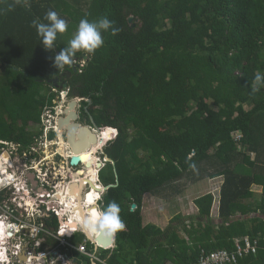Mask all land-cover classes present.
<instances>
[{
  "label": "trees",
  "instance_id": "1",
  "mask_svg": "<svg viewBox=\"0 0 264 264\" xmlns=\"http://www.w3.org/2000/svg\"><path fill=\"white\" fill-rule=\"evenodd\" d=\"M29 3L0 0V142L31 149L44 133L45 110L55 107L49 81L56 78L68 85L71 100H82L86 118L116 132L103 148L115 165L108 163L100 179L116 185L117 173L104 206L116 201L126 228L113 249L101 250V260L197 264L211 252H235L236 240L249 237L258 252L238 264H264V87L252 91L255 74H264V0ZM49 10L69 24L53 50L43 48L32 24ZM102 17L118 33H103L94 53L78 52L74 60L85 63L76 72L57 69L54 55L79 21ZM185 178H223L221 222L212 218L215 199L207 193L194 200L196 215H177L165 229L144 224L147 195H163ZM254 185L263 187L259 198ZM84 239L78 234L72 242Z\"/></svg>",
  "mask_w": 264,
  "mask_h": 264
},
{
  "label": "built area",
  "instance_id": "2",
  "mask_svg": "<svg viewBox=\"0 0 264 264\" xmlns=\"http://www.w3.org/2000/svg\"><path fill=\"white\" fill-rule=\"evenodd\" d=\"M62 93V100L55 101V107L47 108L42 117L46 138L52 133H59L52 120L57 121L60 115H64L65 106L61 103L66 102L68 92ZM53 112L57 115L54 116ZM0 153V255L8 258L7 262L0 258V264H59L61 261L73 264L72 255L62 252L60 246L78 251L92 259L94 264H104L97 250L90 252L86 243H69L68 238L79 232V228L72 229L71 235L61 232L63 224L71 222L70 218H66L68 214L76 221L79 219L78 213L67 211L68 203L65 200L67 198L69 202V192L76 180H62L61 170L49 164L43 165L42 159H35L31 165L26 163L23 167L19 166V158L25 153L20 145L1 141ZM28 154L26 151V157ZM53 166L56 167L55 164ZM30 175L35 178L37 186L29 179ZM84 184L88 186L86 182ZM56 221L62 226L55 228ZM48 240L58 242V245H48ZM236 246L233 253L223 250L206 254L197 264H238V260L244 256L257 254L259 243L245 237L236 240Z\"/></svg>",
  "mask_w": 264,
  "mask_h": 264
},
{
  "label": "clouds",
  "instance_id": "3",
  "mask_svg": "<svg viewBox=\"0 0 264 264\" xmlns=\"http://www.w3.org/2000/svg\"><path fill=\"white\" fill-rule=\"evenodd\" d=\"M16 2L17 3H23L25 6L30 7L29 0H16ZM32 24L35 27L38 36L41 38L42 44L44 45L43 48L46 50L55 49L58 35L64 34L68 30V27H69L68 21L66 19H64L63 17H61L60 14L54 10H49L45 14L43 21H41L39 19H34L32 21ZM109 30H111L112 35H116L119 31V29L114 27L113 22L111 20H109L107 17H102V18H99L96 20H89L87 18L81 19L79 21L77 27H76L74 35L68 41V45L66 47H63L59 51L58 54L54 55V58H53L54 66L57 69H60V68H64L65 66L72 65L76 54L78 52H81V51H84L87 53H94L97 49H99L103 46V44H104L103 33L107 32ZM83 62H84V60H83ZM81 67H83V66H81ZM253 83L255 85L252 88L253 92L259 91L261 87H264V74H262V73L255 74V76L253 78ZM60 97L61 96H58L56 101L59 99L61 100ZM73 100H79V99H73ZM73 100H71V101H73ZM23 152H25V150H23ZM106 158H107V156L105 157V160H104V164H105L104 166H103V163H101L99 161H98V164H101V166L99 168L96 167L98 164L95 163L96 166L93 165L94 167H96L95 169L97 172V174H96L97 184H95L96 187H93V184L91 182L89 183L88 181H86L90 177V176H87L86 174L81 176L83 181L81 179L76 180L74 178L75 176L73 177L76 180V182H74L72 186L78 185V184H80V186H84V188L82 190L83 193L80 194V196H82V198H87L92 192H94V188H98L96 190L100 189V192H99L100 195H98V198L94 201L92 206L87 205V203L84 206L85 207L84 209L87 212H88V210H90V207L92 208L94 206L97 207V210L92 212V214L87 213L84 220H83V223H82V218H81L80 212L77 211V208H76L77 204H75V206L73 205L71 208L67 207V211L73 210L74 213H78V216H79V219H77V221H76V219L73 218V216H71L69 214L66 217V218H70L72 223H75V225L77 227H75L74 229L79 228V232H76V234H74V236H76L78 234H84L85 235V239L83 240L82 243H80V244L73 243L72 239L74 236L72 238H68L69 243H72L74 245H81L83 243H86L87 247H88V244L91 243L94 247V251H96V248H95L96 245L95 244H97V243L95 241H96L97 234L102 235L107 239H114L117 233L125 230V228H126V224L121 217V206L116 201H111L106 206H104V194L108 190L106 191V189H104L107 186H105L100 179V174L104 169L103 170H100V169H102V167L105 168L107 166V164L110 163V162H107ZM82 165H83V163H81L77 167H81ZM19 166L23 167L24 165L22 163H19ZM84 166H85V164H84ZM82 172H83V170H82ZM29 179L31 180V182H32V179L36 182L35 178L31 175L29 176ZM82 182L83 183L86 182L88 184V186L85 187V184L83 185ZM32 183L34 186H37V183H34V182H32ZM71 191H72V187H71ZM69 193H70V199H71L73 194H71V192H69ZM78 196H79V194L76 197L77 199H78ZM70 199H69V201H70ZM77 202L79 203L78 200H77ZM102 202H103V205H102ZM54 224H60V223L56 221ZM80 230H82L83 232H81ZM49 241L51 242V244H48ZM92 241H93V243H92ZM48 242H47V244L51 245V246L58 245V242H54L53 240H48ZM1 246L2 245L0 244V247ZM111 249H113V248H111ZM60 250L62 252H67V253L69 252V254L72 255L73 264H80V261L83 260L82 257H87V256H84L83 254L79 253L76 250L70 249L68 246H66V247L60 246ZM100 250H103V249L101 247H98L97 253H98L99 258L101 259ZM107 250H109V249H107ZM0 258L6 259V262L8 260L6 255H0ZM77 258H79L78 262L75 261ZM61 264H72V263L71 262L67 263V261L66 262L61 261ZM95 264H99V262L95 263ZM104 264H105V262H104Z\"/></svg>",
  "mask_w": 264,
  "mask_h": 264
},
{
  "label": "flooded vegetation",
  "instance_id": "4",
  "mask_svg": "<svg viewBox=\"0 0 264 264\" xmlns=\"http://www.w3.org/2000/svg\"><path fill=\"white\" fill-rule=\"evenodd\" d=\"M78 60L81 61L80 63H79V61L77 62V64H79V68H81V66H82L81 63L83 62V58L78 59ZM79 68L76 67V70H75L73 67L75 72ZM52 85L54 86L53 91L55 93L58 94L59 92L60 93L68 92L67 96L69 97V90H67V91L62 90L63 87L67 84L62 82V80L60 78H59L57 84L52 83ZM68 97H67L66 105H65L64 110H63L64 112L68 108V105L71 103V99H69ZM78 101H79V103H78V107H77V112H78L79 118L75 123H79V124H81V126H87L90 129L95 131L94 125L93 124L91 125L92 119L89 120L88 118L85 117V114L83 112L84 107L82 104V100L79 99ZM53 114H54V116L57 115L56 112H53ZM61 116L62 115H60L58 118H60ZM66 116L67 115L64 114L62 117L65 118ZM50 119H52V118H50ZM52 121H54V123L57 125V128H58V124L56 123L58 120L57 121L52 120ZM58 132H59L58 135L55 134V137L53 139L50 137L46 138V136L43 133L40 137H38L35 140V144L28 151L29 154L27 155V157H26V150H25V153L19 158V163H22L23 165L26 163L28 165H31L35 159H37L38 161H41V159H42V161H44L43 165L51 164L52 168H56V169L61 170L60 177L62 180L66 179L67 181H70L71 178H73L75 176V174H78L80 171H82L83 168H85L84 170H86L87 168H86V164L84 162H81V163H83L82 167H72L71 166V160L73 157V153L70 152L71 149L69 148V145H68L67 131L60 132V130L58 128ZM99 137H101V135H99ZM104 137H105V133H104ZM45 141H47L48 143H45ZM64 144H65V146H64ZM103 147H104V142H103ZM47 149L54 150L53 155L54 154L57 155L55 162L51 163L52 160H51L50 155L47 154V152H48ZM54 152H57V153H54ZM105 157H106V155H99L98 156V160H99V162L103 163V166L105 165L104 164ZM53 164H55L56 167H54ZM84 164H85V166H84ZM103 169H105V168L102 167V169H100V170H103ZM81 175H84V173H82ZM96 179H97V176H96ZM96 183H97V181H96ZM75 190H76V187H75ZM95 192H97L96 189H94V192H92V193L94 194ZM94 198L95 197L88 196V200H91V205L93 203ZM77 200L79 201V199H77ZM95 208H96V206H95ZM93 210H94V207H92V212H94ZM59 264H61V263H59Z\"/></svg>",
  "mask_w": 264,
  "mask_h": 264
},
{
  "label": "water",
  "instance_id": "5",
  "mask_svg": "<svg viewBox=\"0 0 264 264\" xmlns=\"http://www.w3.org/2000/svg\"><path fill=\"white\" fill-rule=\"evenodd\" d=\"M134 17L129 18V22L133 23ZM59 53V52H58ZM74 69L76 70V67L79 68V64H77L76 60L73 61L72 65ZM70 75V74H69ZM59 78H56L54 80H50L49 83H54L57 84ZM63 91L68 90V86L65 85L62 89ZM78 100H73L71 103L68 105V108L65 110L64 114L67 115L65 118L61 117L58 119L57 124L60 132L67 131V138H68V145L69 148L71 149V153H73V157L71 160V166L77 167L81 164V160L79 158V155L83 152L90 151L92 147H94V144H96L99 141V135H101V138L104 140L110 141L111 139H108L107 137H104V133L107 135L112 136L114 130L112 128H106L104 132L96 125L94 120L92 119L95 131L90 129L87 126H81L79 123H75L79 116L77 112V107H78ZM62 130V131H61ZM107 162H110L111 164L115 165L113 160L109 159L108 157L106 158ZM98 166H101V164H98ZM87 169L93 168V165H86ZM83 172L80 171L79 174L82 176ZM116 173V170H115ZM77 176V175H76ZM117 177V184H118V176L116 173ZM32 182L36 183L33 179ZM90 182V181H89ZM116 185H109L105 187L104 189L109 190L111 188H114L117 186ZM77 185L72 186V191L71 194H73L74 187ZM97 189V188H96ZM103 205V202H102ZM136 208V205H132V210ZM97 244H95L96 250L98 247H101L103 250L111 249L114 248L115 242H116V236L114 239H107L102 235L97 234L96 236V241ZM75 261H79V258H77Z\"/></svg>",
  "mask_w": 264,
  "mask_h": 264
},
{
  "label": "rangeland",
  "instance_id": "6",
  "mask_svg": "<svg viewBox=\"0 0 264 264\" xmlns=\"http://www.w3.org/2000/svg\"><path fill=\"white\" fill-rule=\"evenodd\" d=\"M84 52V51H81ZM85 58H87V55H85ZM77 62L79 60H76ZM81 61H79L80 63ZM84 62L81 63V65L83 66ZM62 94L63 93H58V96H61V100H62ZM60 100V99H59ZM67 101V99H66ZM63 106L66 105V102L64 101V103H61ZM115 131H114V135H115ZM113 135V136H114ZM112 136V137H113ZM107 136L105 135V138ZM108 138V137H107ZM102 139V138H101ZM105 139H102V142H104ZM45 143H48L47 141H45ZM104 147H102L103 149ZM100 147H95L91 154L92 157H95V159H97L98 161V156L103 154V151ZM48 152L47 154L50 155L51 157V163H53L56 159V157H54L53 155V151L54 150H50L47 149ZM52 151V152H51ZM57 153V152H54ZM49 166H51V164H49ZM82 167V166H81ZM83 168V172L84 174H86L87 176L91 175L90 173V169H86ZM88 171V172H87ZM77 175V176H76ZM75 175V179H82V177L78 174ZM185 181V180H184ZM183 180L181 182H179V184L174 185L175 187L173 189H169L165 192V194L160 195V196H152V195H147L145 202H144V209H143V220H144V224L146 225H156V226H161L162 228H166L170 222L173 220V218L176 216L177 213H180L182 215H187V214H192V212L195 211V209L193 208V198L194 197H200L201 195H203V193H206V186H199L197 188H195L193 190V188L191 190H193V193H190L191 190L190 188L186 189L188 194L186 195V197H181L178 195L177 193V189L178 187L180 188V186L183 185ZM97 184V183H95ZM96 185H93V187ZM96 189V188H94ZM213 189L210 187V191H212ZM97 192H95L94 194L96 195ZM97 196V195H96ZM89 201V204L91 205V200H87ZM97 210V207L95 208L94 206V210ZM101 252V250H100ZM80 264H87L86 261L81 260Z\"/></svg>",
  "mask_w": 264,
  "mask_h": 264
},
{
  "label": "crops",
  "instance_id": "7",
  "mask_svg": "<svg viewBox=\"0 0 264 264\" xmlns=\"http://www.w3.org/2000/svg\"><path fill=\"white\" fill-rule=\"evenodd\" d=\"M253 159H254V156H253ZM183 181H184L183 185L180 186V188L178 187V190H177L178 195L181 196V197H186V195L188 194V192L192 188L194 190L195 188H197L199 186H206V193H203V195L207 194V193H212L214 195L215 201H214V205H213V209H212V218H213V220L216 221V223H220L221 222V220H220V197H221V186L223 184V178H218V179H214V180L201 179V180H197V181H194V180H192L190 178H185V179H183ZM210 187L213 189L212 191H210ZM188 188H190V190L187 192L186 189H188ZM193 190H191L190 193H193L194 192ZM251 192L254 193L256 198H259L262 195V193H263V187L254 185L252 187ZM188 196H189V194H188ZM197 198L198 197H194L193 199L195 200ZM194 200H193V206H194L193 208L195 209V211L192 212V214H187V215L184 216V215H182L180 213H177L176 216L177 215H182L184 217H189L191 215H196L197 212H198V209H197V207L194 204ZM58 226H59V224H54L55 228H57ZM158 227H160L161 229H164L161 226H158ZM90 262H91V264H94L92 259H90Z\"/></svg>",
  "mask_w": 264,
  "mask_h": 264
},
{
  "label": "bare ground",
  "instance_id": "8",
  "mask_svg": "<svg viewBox=\"0 0 264 264\" xmlns=\"http://www.w3.org/2000/svg\"><path fill=\"white\" fill-rule=\"evenodd\" d=\"M62 131V130H61ZM108 138H110V137H112L113 135H114V132H113V134H112V136H110V135H107V134H105ZM62 146V145H61ZM64 146H65V144H64ZM63 147V146H62ZM95 147H100L101 149H102V147H103V142H102V139H101V137H99V141L96 143V144H94V147H92V149H90V151H87V152H83V153H81V155H79V158H80V160L82 161V162H84L86 165H90V164H92V165H95V163L96 164H98V161H97V159H95V157H92V154H91V152H92V150L95 148ZM62 151V150H61ZM102 151H103V149H102ZM87 154H89L87 157L85 156V155H87ZM102 155H104V153L102 154ZM100 166H98L97 165V168H99ZM90 173H91V175H89L90 177H89V179H87L86 181H90L93 185L96 183V181H97V179H96V169H95V167L93 166V168H90ZM88 172V171H87ZM78 175H80L79 173H78ZM89 182V183H90ZM83 183V182H82ZM85 183V182H84ZM84 183H83V185H84ZM99 185V184H98ZM94 187H96V186H94ZM83 188H84V186L82 187H80V184H78L77 186H76V190H75V187H74V191H73V196H72V198H71V200L68 202V199L66 198V203H68V208H71L73 205L75 206V204H77V206H76V208H77V211H79L80 212V215H81V218H82V223H83V220H84V218H85V216H86V214L87 213H90V214H92V208L90 207V210H88V212L87 211H85V205H86V203H87V205H89V206H92V205H90L89 204V201H87L88 200V197L87 198H82V196H80V194H82L83 192H82V190H83ZM98 189V188H97ZM100 190H97V193H96V195L97 196H95V198H94V200H93V203H94V201L98 198V195H100ZM79 194V196H78V199H79V203L77 202V198H76V196ZM92 203V204H93ZM60 226H62V225H59L57 228H59ZM63 229H61V232L62 233H64V234H66V235H71V230L72 229H74L73 228V226H72V224L71 223H67V224H63ZM92 237V236H91Z\"/></svg>",
  "mask_w": 264,
  "mask_h": 264
}]
</instances>
